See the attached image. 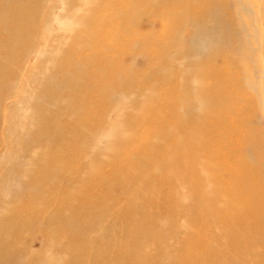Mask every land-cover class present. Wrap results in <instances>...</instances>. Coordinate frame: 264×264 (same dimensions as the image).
<instances>
[{
  "label": "rangeland",
  "instance_id": "rangeland-1",
  "mask_svg": "<svg viewBox=\"0 0 264 264\" xmlns=\"http://www.w3.org/2000/svg\"><path fill=\"white\" fill-rule=\"evenodd\" d=\"M92 2L0 0V264H264L248 246L258 228L245 235L235 214L221 222L231 200L217 209L207 190L239 201L236 174L248 165L258 173L241 179L258 177L264 192L262 93L233 85L226 104L200 115L180 68L166 78L200 0ZM73 12L88 28H59ZM232 43L214 68L244 82L252 63L228 59ZM115 94L133 104L116 109Z\"/></svg>",
  "mask_w": 264,
  "mask_h": 264
},
{
  "label": "bare ground",
  "instance_id": "bare-ground-1",
  "mask_svg": "<svg viewBox=\"0 0 264 264\" xmlns=\"http://www.w3.org/2000/svg\"><path fill=\"white\" fill-rule=\"evenodd\" d=\"M83 1L85 2L86 6L87 3L89 4L90 2L93 3L92 0L91 1L83 0ZM149 1L151 4L153 3L155 4L160 0H149ZM171 1L179 2V0H171ZM187 1H189V3H192L196 0H187ZM200 3H202V5L197 10L198 16L197 15L190 16V14L187 13V18H188L187 22L190 26L189 28L190 30L188 34L189 35L188 40L190 42V46L188 50L184 48L185 53L183 54V57L178 60L176 59V55L181 47H177V46L174 47V49L177 52L175 51L176 53H174V55L171 56V58L173 59V63L166 65L167 66L165 68V72H166L165 74L167 75L166 78L168 77L170 78V76L173 74V70L176 69V67L180 68L179 71L183 79L185 80L186 78L187 80L184 81L182 88L188 94L190 93L193 97L192 106L190 105V107L193 110H196L200 115L201 114L203 115L204 111L207 109L208 106L211 105L213 106V104L218 106H223L224 104H226L227 99H230V97H232L230 96L232 95L231 87L234 85L237 88L243 89L244 88L243 83L245 84L246 88L249 87L250 89L256 91L258 95L262 93L261 98L263 99V102L261 106L263 105L264 107V63L263 60L262 61L257 60L255 49L253 46V42L257 41L258 36L261 34L260 33L261 27L259 25V22L264 23V0H219V1L210 0V3L208 0H200ZM232 6L238 12L235 21H233L232 18L231 19L228 18V14H227V10H229V8H231ZM143 12L144 10L142 9L139 12L138 17L142 16ZM58 22H59V28L65 30H72L76 27L77 24L78 25L81 24L84 27L88 28L91 19L86 15L83 16L79 15V12L76 13L73 12L72 16H70L65 20H59ZM229 38L232 39L233 41L232 43L233 56H235L236 51L238 55V52L241 49L243 51H246V58L242 59L241 57L239 58L238 56L235 57L229 56L228 59L231 58L230 60L236 61L235 60L236 58L240 62H242L243 65L252 63V72L251 74H246L245 78L243 79L244 82L240 80L239 76L235 72H231V69H224L223 67L217 69L214 68V66L220 62L219 60L220 55L225 50H228V48H225V44ZM181 40L182 43H184L183 42L185 40L184 37ZM85 44H88V42H86ZM200 44L204 45L203 46L204 53L202 56L197 55V48L199 47ZM260 49H261V45H260ZM223 72L227 73L229 76L233 75L234 82L231 81L229 82L228 85L225 84L224 79L222 77ZM208 79H212V80L208 81ZM207 81L209 83H207ZM75 87H78V84H76ZM226 92L228 93L227 94L228 96L222 94ZM147 94H149L150 98L151 97L154 98L157 92L152 91V89H148L145 95ZM115 95L113 97L117 96V102L115 104L116 109L118 106H121V108L126 109L128 105L133 104V102L131 103L126 102L125 100L126 94H117L116 96ZM239 97L240 96H236V99L237 98L239 99ZM236 99L235 102L239 107V102L236 101ZM143 107L144 104L141 105V108ZM230 115L231 113H229L227 116L230 117ZM120 126L121 124L120 125L117 124L113 127H115V129L116 128L119 129ZM180 126H183V124L173 127L171 132H175L174 130H178ZM255 154L257 155L261 153L258 152V153H254V155ZM245 168H252L250 170V173L252 174L258 173L257 168L252 166L249 167L248 165L244 167L242 171L237 172L238 174H236V176L239 177L240 179L238 182L239 187L242 190V193L239 195L240 198H238L239 201L238 200L236 201L233 196H229L228 194L227 196L218 192H214L216 189L214 188L215 190H213V187L211 185L209 186V188L212 187L213 191H211V188L210 190L209 189L207 190L210 195H214L216 197L215 204L217 209L219 208L217 207L218 205L224 207L231 200L232 206L230 210L226 209L225 212L221 211V213H219L220 209H218V212L215 214V216L217 214L220 215L219 218L220 217L222 218V220L220 219L221 222L234 220L233 214H235V217L238 218L237 221H239V223L241 221H243L242 223H247L245 224L246 226H242V227H240L242 223L238 224L239 229L241 228L248 229L245 235H248L249 233L252 232V230L258 228L260 237L258 239H255V238H249L248 235L247 236L248 243H250V239L252 241V243L248 246L250 247L251 251L256 250V253L258 254L257 255L258 259L259 258L264 259V192L261 193L259 189H254L255 187H253L257 185L259 181L258 177L255 176L256 178L253 181L248 180V178L241 179L243 175H241L240 173L241 172L243 173L246 170ZM261 179L262 178H260V180ZM205 181L208 185L209 181L207 180V178ZM249 187L250 188L252 187L253 190L248 191ZM210 192H214V193H210ZM260 193H261L260 196L261 208L259 209L256 207V209L259 210H255V208L253 209V206L257 201V199H259L257 198V195ZM246 195H248V197L244 199ZM220 202L223 203L221 204ZM234 207H235V211H234ZM236 209H239L240 211L239 210L236 211ZM254 211H258V212L255 213ZM260 224H263V226H261ZM251 228L252 230H249Z\"/></svg>",
  "mask_w": 264,
  "mask_h": 264
}]
</instances>
